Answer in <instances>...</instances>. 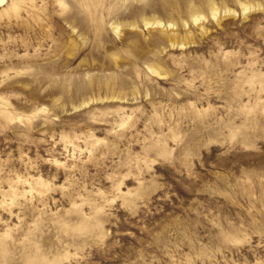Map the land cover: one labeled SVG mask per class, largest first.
Listing matches in <instances>:
<instances>
[{
  "label": "clouds",
  "instance_id": "1",
  "mask_svg": "<svg viewBox=\"0 0 264 264\" xmlns=\"http://www.w3.org/2000/svg\"><path fill=\"white\" fill-rule=\"evenodd\" d=\"M0 264H264V0H0Z\"/></svg>",
  "mask_w": 264,
  "mask_h": 264
}]
</instances>
